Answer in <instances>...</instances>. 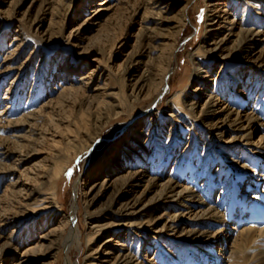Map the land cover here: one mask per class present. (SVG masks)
I'll return each mask as SVG.
<instances>
[{"label": "rangeland", "instance_id": "obj_1", "mask_svg": "<svg viewBox=\"0 0 264 264\" xmlns=\"http://www.w3.org/2000/svg\"><path fill=\"white\" fill-rule=\"evenodd\" d=\"M255 2L260 10L264 9V0ZM174 3L172 0V8H175ZM153 5L152 0H0V168L8 166L11 161L7 156L14 151L12 139L15 136L42 130L49 138H61L63 129L59 128L78 119L84 127L77 135V141L84 145L92 137L96 120L90 116L89 109L94 108L106 92L122 90L128 83L122 74L127 64L125 53L138 50L136 32L144 20L146 7ZM185 6L186 24L178 41L171 78L157 91L163 98L155 101L157 105L154 102L157 94L142 100L135 109L136 114L152 103L157 110L164 111L174 93L186 86L184 78L189 79L192 73L189 53L204 39L207 8L204 0H186ZM236 10L237 20H241L242 12ZM173 15L171 12L170 16ZM244 19V22L252 23L256 17L250 12ZM113 43L114 54L108 58L100 50L110 48ZM109 64L114 67H108L110 73L105 77V67ZM208 64L212 76H218L217 88L224 91L222 102L244 112L252 110L258 115L259 124L252 139L259 141L264 134V70L254 67L252 62L218 55L208 58ZM82 80L86 83L84 87L79 86ZM26 108L35 109L41 116L24 122L22 113ZM130 119L126 113L112 119L92 149L82 148L76 154L74 146L65 145L63 158L70 157L71 162L60 189L64 214L73 213L75 188L82 175L102 177L104 169L116 159L132 161L126 154L130 150L124 146L128 144L126 134L130 136L132 130L141 125H132ZM124 122L130 132L114 134ZM165 126L163 122L161 127ZM192 135L185 132L180 142L169 147L166 155L162 141V146L152 152L154 161L145 164L153 174L161 173L163 180L175 177L182 184H193L196 189V195L187 200L191 207L179 215L180 220L163 215L158 220V228L148 232L150 257L159 256L163 261L161 264H264V151L259 153L250 149L251 144L239 143L237 152L242 153V160L250 166V170H246L231 165L227 153L212 154L204 159L196 152L194 143L187 145L189 137L193 140ZM207 136L205 133L202 141ZM218 143L215 139L212 149L218 148ZM36 148H28L24 153L27 162L22 170L26 168L27 171L0 170V219L16 212L23 197L19 192L21 186L32 185L35 172L42 171L46 163L53 160L51 140ZM228 148L229 152L233 149L232 146ZM202 159L205 161L201 162ZM12 179L18 180L17 186L11 187ZM88 187L89 184H82L76 198L81 224H85L88 203L94 214L98 208L106 211L107 208H103L108 206L114 194V189L109 187L104 191L97 188L86 196L84 191ZM164 205L165 210L175 209ZM160 212L156 215L162 214ZM168 218L169 223L174 221L181 228L196 230L205 236L170 237L169 231L162 229ZM14 227L8 225L2 229L0 226V232L9 235ZM44 228L24 224L16 232L14 246L18 244L20 249L33 246L38 236L48 230ZM125 233L126 229L121 231V236ZM154 235L157 237L155 241L152 240ZM155 242L160 243L158 249L152 246ZM52 243L55 244L46 241L45 249L34 251L27 264L49 261L46 252ZM165 245H169V252ZM82 247L72 248V264L85 260ZM66 257V249H58L56 264H66ZM1 261L2 258L0 264Z\"/></svg>", "mask_w": 264, "mask_h": 264}, {"label": "bare ground", "instance_id": "obj_2", "mask_svg": "<svg viewBox=\"0 0 264 264\" xmlns=\"http://www.w3.org/2000/svg\"><path fill=\"white\" fill-rule=\"evenodd\" d=\"M153 1L152 7H146L144 20L136 32L138 50L125 53L127 57L124 60L127 64L122 74L128 83L122 90L106 92L103 99L94 108L89 109L90 116L96 120V129L84 145L76 139L84 127V123L78 119L70 122L65 128L58 125L60 130L63 129L61 138H49L44 131L35 130L29 135H18L12 139L14 151L7 156L11 159L8 166L3 165V168H0L5 169L3 172L13 168L22 170L27 162L24 153L28 148L45 145L49 140L52 143L53 160L46 163L42 171L35 172V182L32 185L21 186L19 192L23 197L16 212L0 219L2 229L8 225L15 226L9 235L0 232L2 264H8L11 260L12 263L9 264H27L32 260L34 251L45 249L46 241L55 242L57 246L52 243L47 247L46 254L50 256V260L44 264H56L57 251L63 247L67 253L65 263L72 264V248L82 246L85 260L79 264H161L163 261L158 255L157 258L150 257L151 242L148 240V232L158 228V220L163 215L171 217V220H178L179 215L191 207L187 200L196 195V189L193 184H182L175 177L163 180L161 173L153 174L147 169L145 164L154 161V148L161 147L164 141L163 150L166 155L169 147L177 141L180 142L185 132H189L190 135L193 134V140L189 137L187 145L194 143L196 152L201 153L204 159L212 154L227 153L231 165L246 170H250V166L242 160V153L237 152L239 143H249L250 149L259 153L264 151V134L259 141L252 139L259 124L258 115L252 110L244 112L227 102H222L224 91L220 87L217 88L218 76H212L208 64V58L218 55L229 57L231 60L236 58L252 62L254 67L264 70V9L260 10L255 0H204L207 8L206 25L203 28L205 35L202 43L189 53L193 65L192 73L189 79L184 78L186 86L177 90L169 99L166 109L161 111L157 110L155 101L161 100L163 96L157 91L168 84L171 78L170 74L177 58L178 41L186 24L187 7L186 0H175V8H172V0H152V3ZM235 5L236 9L242 12L241 20H237L238 11L233 9ZM171 12H174V18L170 16ZM250 12L256 19L252 23H246L244 18ZM110 46L100 50L108 58L114 54V43ZM108 67L113 68L114 65L105 67L104 76L110 73ZM85 84L82 80L79 86L84 87ZM154 94H157L154 98L156 105L152 103L153 105L136 114L135 109L139 103L144 99L153 98ZM124 113L130 116L132 125H141L139 129L132 130L133 134L130 136L126 134L128 144L124 146L130 150L126 154L132 161L116 159V162L104 169L102 177L90 178L82 175L75 188L73 213L64 214L60 189L71 159L63 158L62 150L65 145L74 146L76 154L82 148L92 149L96 141L101 139L103 129L109 122ZM22 114L24 122H27L28 118L36 119L41 116L35 109L27 108ZM163 122L166 123L165 127H161ZM71 126L73 129H70ZM130 130L127 129V122H124L114 134ZM205 133H208L207 139L202 141ZM215 139L219 142L218 148L212 149ZM231 146L233 149L229 152L228 147ZM204 159L201 162H204ZM10 184L15 187L18 180H13ZM82 184H89L88 189L84 191L86 196L97 188L114 189L110 203L103 208L107 210L100 211L98 208L95 213L98 216H95L88 203L85 212V224L88 227L81 224L80 206L76 200ZM87 201L89 202V199ZM164 204L175 209L165 210ZM161 210L163 212H160ZM158 212L162 214L157 216ZM168 220L170 218L162 225V229L169 231L170 237L205 236L202 232L181 228L174 221L169 223ZM24 224H32V228L36 225L42 226L48 230L38 236L33 246L20 249L18 244H14L17 243L16 232L20 231ZM124 229L126 233L121 236ZM156 239L154 235L152 240ZM134 243L137 244L133 245ZM159 245V242H155L152 246L158 249ZM165 247L169 252V245Z\"/></svg>", "mask_w": 264, "mask_h": 264}]
</instances>
